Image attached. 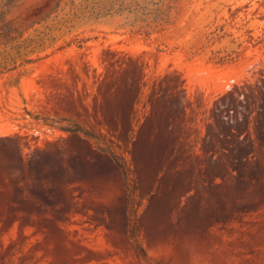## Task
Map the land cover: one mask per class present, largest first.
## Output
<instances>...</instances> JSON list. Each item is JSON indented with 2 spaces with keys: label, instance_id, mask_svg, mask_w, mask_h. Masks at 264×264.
Masks as SVG:
<instances>
[{
  "label": "rangeland",
  "instance_id": "rangeland-1",
  "mask_svg": "<svg viewBox=\"0 0 264 264\" xmlns=\"http://www.w3.org/2000/svg\"><path fill=\"white\" fill-rule=\"evenodd\" d=\"M259 127L264 0H0V264H264Z\"/></svg>",
  "mask_w": 264,
  "mask_h": 264
},
{
  "label": "trees",
  "instance_id": "trees-1",
  "mask_svg": "<svg viewBox=\"0 0 264 264\" xmlns=\"http://www.w3.org/2000/svg\"><path fill=\"white\" fill-rule=\"evenodd\" d=\"M233 127H234V128H237V127H235V124L233 125ZM233 127L231 126L230 128H233ZM256 131L258 132V137H257V138H258L259 140H264V129L261 128V127H259V128L256 129ZM232 134H235V133H232ZM232 150H233V149L230 150V154H229V155L234 156V158H237V159H238V163H241L242 161L245 160V159H242V158H241V152H240L239 155H233V154H232Z\"/></svg>",
  "mask_w": 264,
  "mask_h": 264
}]
</instances>
